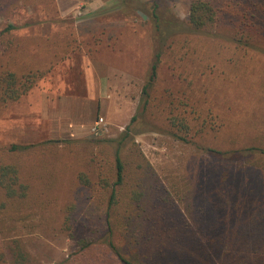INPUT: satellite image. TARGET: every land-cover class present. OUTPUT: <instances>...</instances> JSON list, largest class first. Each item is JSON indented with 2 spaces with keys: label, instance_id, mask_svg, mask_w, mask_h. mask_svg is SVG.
Here are the masks:
<instances>
[{
  "label": "trees",
  "instance_id": "obj_1",
  "mask_svg": "<svg viewBox=\"0 0 264 264\" xmlns=\"http://www.w3.org/2000/svg\"><path fill=\"white\" fill-rule=\"evenodd\" d=\"M261 1L191 0L184 23L169 15L161 0L145 5L123 0L124 8L147 11L154 60L140 105L119 140L63 142L87 194L65 204L61 213L67 229L75 224L85 235L56 264H264V71L246 66L229 72L240 85L248 73L260 78L255 107L240 120L202 105L210 100L219 105L218 96L233 83H158L166 51L180 47L193 55L194 45L187 46L191 38L220 39L238 49L231 50L235 58L239 52L251 62L264 56ZM30 9L55 14L56 0H0L4 20ZM226 14L236 19L232 25L221 23ZM17 29L9 22L0 30V116L77 43L72 26L54 36L59 42L46 39L48 44L37 37L12 36ZM43 45L65 51L48 54ZM138 123L195 156L196 171L159 175L132 138ZM44 145L0 146V264H35L20 231L33 217L43 221L41 214L58 200L48 195L57 184L50 179L55 173L40 161L62 150L56 142Z\"/></svg>",
  "mask_w": 264,
  "mask_h": 264
},
{
  "label": "rangeland",
  "instance_id": "obj_2",
  "mask_svg": "<svg viewBox=\"0 0 264 264\" xmlns=\"http://www.w3.org/2000/svg\"><path fill=\"white\" fill-rule=\"evenodd\" d=\"M139 1L145 5L150 0ZM161 2L170 11L169 15L185 23L191 0ZM56 9L55 14L30 9L19 10L10 20L0 17V30L7 23H14L18 29L12 36L41 38V44H48L46 39L62 35L71 26L77 37V43H72L65 53L63 48L52 50V45L51 48L43 45L48 54L57 52L61 56L64 53L65 58L56 62L24 97L0 116V146H45L52 141L62 148L63 142L71 140L117 141L140 105L141 88L155 54L150 41L151 27L146 24L147 11L124 8L123 0H56ZM235 20L226 14L221 23L229 26ZM54 40L52 42H59L60 38ZM191 40L187 46L194 45L193 55H185L184 48L179 50V46L166 51L158 83H198L197 80L233 83L224 87V92L218 96L219 105L212 100L202 105L222 117L243 119L255 107L253 96L259 91L260 78L256 73H248L240 85L229 72L246 66L264 71V56L254 57L258 60L248 56L251 62L240 58L239 52L235 58L231 50L237 52L238 49L220 39ZM228 58L233 60L226 63ZM210 70L209 76L203 73ZM134 127L132 138L159 175L177 177L196 171V157L170 137L144 123ZM43 163L55 173L50 175L51 181L57 180L48 195L58 200L41 214L43 221L33 217L30 222H24L20 236L35 264H56L66 258L85 235L75 224L67 229L61 209L68 202L83 199L87 193L75 178L76 166L68 150L62 148L59 154L40 161ZM3 249L0 242V252H4Z\"/></svg>",
  "mask_w": 264,
  "mask_h": 264
},
{
  "label": "crops",
  "instance_id": "obj_3",
  "mask_svg": "<svg viewBox=\"0 0 264 264\" xmlns=\"http://www.w3.org/2000/svg\"><path fill=\"white\" fill-rule=\"evenodd\" d=\"M101 6H102V5H101ZM101 6H100V7H101ZM95 7H97V6H95ZM95 7H94V8H95Z\"/></svg>",
  "mask_w": 264,
  "mask_h": 264
},
{
  "label": "built area",
  "instance_id": "obj_4",
  "mask_svg": "<svg viewBox=\"0 0 264 264\" xmlns=\"http://www.w3.org/2000/svg\"><path fill=\"white\" fill-rule=\"evenodd\" d=\"M94 130V129H93Z\"/></svg>",
  "mask_w": 264,
  "mask_h": 264
}]
</instances>
